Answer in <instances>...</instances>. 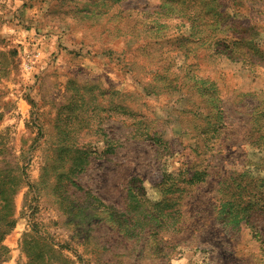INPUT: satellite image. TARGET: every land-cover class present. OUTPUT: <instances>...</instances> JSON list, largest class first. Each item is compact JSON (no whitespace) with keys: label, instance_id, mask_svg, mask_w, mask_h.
Masks as SVG:
<instances>
[{"label":"rangeland","instance_id":"374dc122","mask_svg":"<svg viewBox=\"0 0 264 264\" xmlns=\"http://www.w3.org/2000/svg\"><path fill=\"white\" fill-rule=\"evenodd\" d=\"M0 264H264V0H0Z\"/></svg>","mask_w":264,"mask_h":264}]
</instances>
